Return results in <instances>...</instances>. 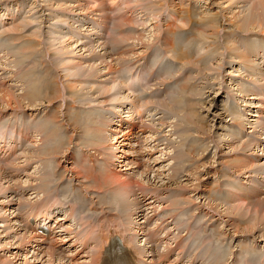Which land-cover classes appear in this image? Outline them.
<instances>
[{"label":"rangeland","instance_id":"obj_1","mask_svg":"<svg viewBox=\"0 0 264 264\" xmlns=\"http://www.w3.org/2000/svg\"><path fill=\"white\" fill-rule=\"evenodd\" d=\"M118 1L123 2V0H118ZM143 1H146L148 4H146ZM148 1H150V2H148ZM261 1L262 0H260V1L259 0H133V4L135 5V7L137 6L136 12L134 13V18L133 19H131L129 17L124 18L125 16L126 17L128 16L127 13L131 9L130 6L127 5L128 3H126V4H124L123 8L113 10V11H115V13L112 15V17L108 21V22H111V24H110V26L107 27L108 22H107V14L105 13V4L103 2H101L100 0H0V18H2V21H0V23H5V27H7L6 23H9L10 20L14 19L15 17H18V19L16 20V22L14 24L20 23V25L14 26V28H12V32L16 33L19 36L18 39H21L22 37L25 38L24 44L21 45V47L17 51L18 54L20 52H21V54L18 55L16 53L11 57H10V54H8L6 62L11 63V64L13 63V65L16 63H19V62L20 63H23V62L30 63L28 60L24 59L25 55L23 56V54H26V53L31 54V51L32 52L36 51V54L38 55L37 56L35 54L37 61L43 57L42 60H43L44 64L45 65L48 64L46 66H49L50 68H52L50 70H52L53 75H48L49 79H52L55 81V79H56L55 74L58 73L57 79H58V81H61L63 83V87L65 89V91L63 90V93L67 95L65 97V100H62L63 99L62 98V99L54 100V101L48 103V100L45 98L46 93L44 94L45 91L43 89L36 88L34 90H31L28 87L27 83L25 82L24 78L22 77L23 73L27 69L26 63H24L25 69L20 67L21 72H20L19 78L18 77L15 78L14 73H12V72H8V73L6 72L7 70L10 71L9 67H5V68L0 69V82L3 85L2 88H0V90L4 88L7 92H9V90H10V92L12 94H13V92L16 93L15 95L18 94L17 96H15L13 94L14 97L19 96V98H20L22 96H24V97L27 96L24 100L22 99V104L27 109H29V108L33 109V110H30V112H27L25 115L18 114L22 118V119H20V124H19L20 126L21 125L22 126L31 125L34 123L33 120L32 121L31 120L26 121L25 119H27V118H24V116H32V115H29L32 112H35L34 114H36L37 120L44 118L46 111L40 112L41 109L53 108L49 114L54 115V118L57 116L56 118L58 119V120L56 118L54 119L55 123H54V125H52V130L50 131L52 133V136L50 138V144H47V142H46V150L48 152V156H49L48 158L50 160L45 162L44 161L45 159H44L42 161V164L40 162H38L36 165H34V169H37L40 165H42L41 167L44 168V170H42V168H39V169H41L43 173H49L48 176L46 175L45 177H49L53 173L51 175V179L53 177L52 181H54L51 184L53 187L50 188V187L46 186L43 182L41 183V180H39V177L41 175L40 171L33 169V171L30 173H28V172L23 173L22 172V173L17 174L15 172V170L17 168H21L22 164L23 165L26 164L25 160L28 157L30 158V152L34 149V144H28L25 146L24 145L21 146V144H20V147H19L20 152L18 154L21 153L23 146L25 147L23 149H26L27 150L26 152L29 154H27L26 157H25V155L20 156V159L18 160V162L14 163L16 168H13V166H9V165H7L5 168H3L2 174L4 173L5 170H6V172H9V171L12 172L13 171L12 173H14L16 175V179L12 180V179H10V176L8 178H6L5 180L0 178V185L5 188V189L3 188L4 190L0 194V237H1L0 238V264H8V263L9 264H39V263H37V260H35V258H31V257H34L36 255L39 256V258L41 260L42 259L45 261L48 260V258L45 255H39L38 254V252L36 251L37 248H34V246H36L35 243H33L32 245L29 246V248H28L30 250L29 255H26L25 253H20V254L18 253V249H22V247H18V244H15V242H17V240H18L17 236L20 237L23 234V232L21 230V227L17 226L13 222V221H15V218H14L15 215H13V212L11 211V206H12V204H14L13 200L17 194L16 191H18V193H20L19 198H18L17 212L19 215L22 216L24 214V213H22V211H26V209L28 210L29 207L31 205H33L30 203H26L25 207L22 208L24 201L22 200V196H21L22 191L19 188V186H21L22 184L26 185L25 184L26 176H30L33 180V183L31 182L32 184L30 186H32L34 189L32 190V192L29 195L30 199L33 202L34 199L32 197L37 195V193H41V192L46 190L44 192V198H45V195H48V196L54 195L56 197L58 192H59L57 190V188L59 189L60 187H62L63 183L60 181L61 178L59 176L55 177L54 167H53V169H51L52 166H55L56 164H57V166H60L59 168H56L55 170L58 173H61V172L64 173V177H70L71 178L74 175L75 176L77 175V172H75V171H82L81 169H76V165L74 162L80 161L81 159H84L85 160L84 163H85V165H87V160L85 157H82V155L78 154V152H77L74 154V156L71 159H69V157L71 155V149H72V148H70L71 147L70 145L73 143V139H72V142H70V137H72V135L77 136V134H73L69 130V128H66L63 131L62 127L65 124L59 122L62 127L57 125V121H59V116L64 117L65 120H68L69 124L76 123V121L78 120L77 123H79V124L81 123L82 124L81 126H84L83 124H86L87 120L94 119L98 115L99 116L103 115V113L101 111H99L95 108H92L90 106V104L92 102H97V100H100L102 102L106 100V102H109L108 104H112L111 108L113 109V113H115L114 112L115 108H117V111L119 110L118 107H119L120 102L125 103V106H127V103H129L130 106L132 105V106L136 107L137 105L134 102L135 101L134 97L131 99L132 102H128L130 100H127V99L123 100L125 98H122V97H125L126 95H128L130 91H132V93L136 94L137 97L141 96L142 93H145L148 89L150 90V87H154V85L151 84V86H149L145 90L139 89V90L135 91V90L131 89L129 91L128 90L129 88L126 89V84H124V80L121 79V77L119 76L118 68L122 65V63H124L126 61H127V63H130L132 61H136L135 57H137L138 55L142 56V53H144L146 51V48H149V49H148V52L145 54V58H148L149 62L146 64L145 69H143V71L146 72V67L151 68L156 59L163 60L164 61V66L162 67L163 73L160 76H164L163 78L168 77V80L171 81V83L168 84L170 87H167L162 83L163 84L162 86H164V88L168 91V94L166 95V97L168 96L167 101L163 102V99H159V101H151L150 102V103H152L153 108H158V107L162 108V112H163V115L165 117L158 119V120L161 121L162 125L166 124V125H164L165 129L168 130L169 128H166V127H170V129L168 131L170 137H169V141L166 142L165 146H164V150H165L164 151V157H161L158 154V153L162 154L161 150L159 152H157V151L155 152V148L153 149V147H154L153 143H149L147 141L144 144V148H143L144 150L135 152L134 140H133L131 148L129 146L123 147L126 151H128L127 153L130 154V156L123 155L126 157L125 163H122V166L124 165V167H119L117 170L115 169L114 171L110 167L111 173L116 172L118 170H120V172L121 171H134V170L136 171L137 169L141 170V171L138 170L137 173H135V175H133L134 172L131 174V178L133 177L134 180L138 181L140 187L135 185L133 190H132L134 192L132 194L131 193L128 194L127 197L124 196V199L132 204V208L130 209V211L131 212H133V211L139 212V211L145 210V212H141L142 214H145V216H144V219L140 222L144 223V221L147 220V218H150L151 220H153V217H147L146 216V212L149 208H152L153 212H154V207L156 210L158 209V205H159V201H160L162 191L161 190L159 191L158 188H156V186L157 187H159V186L160 187L178 186V187H181V188H184L187 190L186 192L182 193L184 196L189 194L190 198H197L200 200L206 198L207 203L204 204L203 207H205V211H206L205 214L211 213V216L204 222H202L200 220H194L193 224L189 225L187 222L193 218V215L188 214L184 210L183 207H180V205L178 203H176L175 206L178 210L177 216L172 214V212L168 209V211L166 213V218H165V216H162V218H164V220L168 219V220L174 221L175 223L178 224V223L184 222L183 216H185L186 217V225H187V227H185V231L187 234H188V232L186 229H190V231H200V234L203 235V238L206 237V240H205L206 243H209V242L213 243L214 241L216 242L215 239H216V237H217L216 235L218 233L216 230L213 233L212 232L209 233V230H207V227H206V223L210 220V218H213L214 216L217 215V216H221L220 218L222 220H225L224 222L226 224V227L224 225H220L219 227L221 230H223L225 228L226 231L224 230L223 234H225L227 237H231L234 239H237L239 237H245V238H249V239L251 237H253L255 239V237H256L258 239V241H261L262 243H264V237H263L264 236V219L259 218V216L252 215V213H253L252 212L253 211V205L252 204L253 203L251 200H249L247 198L248 200L243 202V201L238 200L236 197H234L237 204L232 203L229 206L227 204V199H224L219 204H224V205L227 204L228 207L225 208V207L219 206V204L213 205L212 203H210L211 194L209 196H205V191L207 189L210 190V181H211L212 176L215 174V171H218V169L216 167H219L222 163L228 164L229 169L232 170V174H234V175H240L241 176V175L247 173L246 175H248V177H249L250 173H256V169H257L258 173H261L264 170V168L258 167V166H260V164L259 165L253 164L254 167L252 165V168H249L250 170L246 169L247 171L246 170L241 171V167H240V169H238V167L236 168L235 165L239 164V162L236 161L237 162L236 163L234 161H235L236 156L238 154L235 153L237 150L233 149L239 145L246 146L245 147L246 148V150H245L246 154H242L243 153L242 148L241 149L239 148L240 150L238 149L239 150L238 153H240L241 156L242 155L246 156L247 158L248 157L255 158V157H258L259 154L264 155V147L263 146L260 147V152L251 151V149H253V148H256V147L258 148V146H256L258 143V142H256L257 135L259 134L260 131L264 130V126L262 127L263 129L258 128L261 124L264 125V122L263 123H257L256 122V121H258V120H256L257 117L260 116L259 112H257V111H259L260 108H263V104H261L260 99H261V97L264 98V94H261V90H262L261 88H264V87L259 86V87H257V90L249 91L250 94H246V95H250L249 100L246 98L249 102L246 103L243 100V102H245V105H242L243 107L239 106L240 109H241V107H242V109L245 108L243 111V112H245L248 109V107H246L248 105L249 109H251L253 111V113L250 112L249 114L257 115L255 117L247 115V117H246L247 121H244V118L241 116V113L236 111L235 107L233 108V111H231L230 115L228 113H225L224 107H223L224 113L220 108L221 107L220 105H224L226 103V101L224 99L228 98L226 96V93H222L221 86L224 84V82L226 83V86L229 87L228 88L230 90L229 94L234 95L236 87L233 85V83H235L237 81L236 77L238 75H241V74L243 76H245L250 71L248 69V66L243 65V62L240 61V59H239L241 56V53L244 51L243 45L246 42H251L250 38H252L253 41H255V39L258 38L256 40V41H258V44H257L258 49L260 51H264V47L262 46V44L264 42V32H262L261 29H259V27L256 25L250 26L247 29L246 28L240 29L236 25L235 21H234L235 23L233 22V24L229 22L230 17L232 19L233 15H236L238 13V16L241 19L247 20L250 18V16L252 14L255 15V17L260 15V19L261 18L264 19V11L260 9V7H261L260 4H262L264 2V0L262 2ZM143 4H145V5H143ZM147 5L149 7H147ZM256 5H258V6H256ZM6 8L10 9L9 13H6L7 12ZM162 8H163V10H161ZM185 8L186 9L190 8L192 10L191 17L193 19L190 21V23H188V26L186 25V17H185L186 16V14H185L186 9ZM148 9H149V11H148ZM254 9H256V10H254ZM15 11H17V13H16L15 17H13V18L1 17V16H4V14L6 16H12ZM131 11H132V9H131ZM181 11H183V12L181 13ZM163 13H164V16L162 15ZM243 14H244V16H243ZM140 15H141V18H139L137 20V18ZM156 17H157V19H156ZM178 17L181 19V21H180V19H178ZM91 18L93 20L98 19L99 20L98 22H100L99 24L103 25V29L105 28L106 33L109 34L108 37H106L109 40V42L106 40H103V38L100 37L101 33L99 31H97V33L99 32V34H97L96 32H93L96 34V37L89 36L86 33V29H84V28H86V24H88L90 26V21L92 20ZM173 18H175V19H173ZM88 19H89V21H88ZM120 20H123V22L125 24H129L131 26L129 28L123 30V31L117 30L118 23ZM159 22H160V25L155 26L157 23L159 24ZM170 23H174L176 28L169 27ZM190 24H192V25L190 26ZM211 25L214 27L218 26L219 28L211 27ZM190 27L195 29L194 33L198 37V39H196V40H198V42L195 41V39H191L192 35L186 36V30L192 29ZM210 28L212 29V32H211ZM38 29H40L41 31ZM76 29H77V31L74 32V30H76ZM213 29L215 31L218 30L216 32V35H215V32L213 31ZM200 32H201V34H200ZM243 32L246 33V35ZM93 33L91 32V34H93ZM131 34H132V36H134V38H135V36L138 38L139 36L142 35L143 39H144L143 40L144 46L140 44L141 42L137 43V41H136V44H135V42H132L131 41L132 40ZM129 35L131 36L130 41L123 42L121 44V47L125 53L119 54L116 59L113 58V56L111 55V49L110 48L117 46L116 42L121 41L125 36H129ZM33 36H35V37L33 38ZM67 36H72V39H69V37H67ZM227 39H229L228 42H230L228 44H227ZM97 40H98V43L96 46V50H93V52H92L93 43L97 42ZM166 40H169L172 44L163 43V42H166ZM194 41L197 45L194 43ZM7 42H8V40H7ZM128 42H131V49L129 51H128V46H127ZM200 43L203 44V47L198 46ZM132 44L134 45V47ZM192 45L194 47H192ZM207 45L210 47L208 48ZM2 46L7 48L10 45L2 43ZM137 46H139V47H137ZM252 46L254 47L253 44H252ZM229 47H231L230 50L232 52L228 49ZM26 49H28V50L30 49L29 52ZM115 49L117 50L118 48L116 47ZM161 49H164L166 51V54L169 55L170 59L165 58L163 56V54H162V56L160 55ZM189 49H190V51H189ZM233 49H234V51H233ZM24 50L26 51V53L22 54V52H25ZM206 50H208V51H206ZM183 52H188L190 54L191 58L188 60L190 62V64H185V63H188V61L187 62L184 61L185 63L184 62L181 63L180 61H178L175 58L174 55H178V54H181ZM212 52H214L213 55H211ZM234 52H236V53H234ZM252 52H253V49H252ZM43 53L44 54L46 53L45 56L43 55ZM28 54H26V56ZM148 54H150V55L148 56ZM46 55L49 58H47ZM104 55L107 56L106 57L107 59L103 58ZM206 55L210 56V57L208 58ZM221 55L224 57V59H222ZM246 55L250 56V54H248V53H246ZM14 56H17V58H18V56H20V58H18V62L13 60L15 58ZM212 56H214V57L212 58ZM21 58H22V61H19V59H21ZM45 59H47L48 61ZM171 59H173V61H176L173 63V70L178 68L176 70V72L173 74L171 72V64H172ZM223 60H225V61H223ZM77 62H80V64L83 65V66L81 65V67L79 69L80 71L78 69H76ZM177 62L180 63V65L177 64ZM35 63H37V62H35ZM105 63L106 64L110 63V65H112L114 67L111 74L107 70ZM201 63L203 64V66L201 65ZM204 63H206L205 66H204ZM254 63H256L255 64V68H256L255 72H257V73H255V72L253 74L249 73V75L247 74L246 76H247V78H250V80H253V82H255V83L259 82V84L264 85L263 79L259 77L260 76L259 71L264 73V69H263L264 67L261 68L260 60H255ZM257 64H259V65H257ZM181 65H183L182 68H181ZM187 65H188V67H186ZM215 65L217 67H215ZM221 65L223 66L222 69H221ZM193 66L196 67V70L194 73L189 71V70H192ZM90 67H93V69L90 72H86L87 70L90 69ZM202 67H203V70L201 71V69H199V68H202ZM213 67H214V69H213ZM219 67H220V69H217ZM41 69L43 71L44 66H41ZM165 69H166V73H165ZM181 70H183V71L181 72ZM38 71L40 72V70H38ZM164 73L167 75L165 76ZM25 74L28 75V71ZM75 74H77V76ZM182 74H184L185 77ZM69 75H72L73 77L72 76L70 77ZM147 75L149 76L148 72H147ZM43 76H44V74H43ZM68 76H69V78H68ZM180 76H183V77L181 79H179ZM192 76H194V77L199 76V77H196V80H195V86L197 87V88L195 87L196 91L204 88L201 92L196 93V95H198V98H199V101L197 102V104L192 103L193 99L190 98L191 93L187 94L186 96L184 95V97H187V99H185V98L182 99V96L180 94V86L182 84H185L184 90L182 91L183 94H184V91H186L185 90L186 86H187L188 90L193 93L194 84L191 81L193 80L194 77H192ZM252 76H253V78H252ZM89 77H93L96 79L90 78V79H92V80H89L90 82L83 83V80H85L83 78H89ZM111 77L115 78L116 84H120L121 82H123L124 89H123V92H121L122 93V97H121L122 99L120 98V101H118V102L116 100H115L116 102L114 100H111L112 99L111 97H113V95L109 93V89H110V87H113V85L103 87V84H104L103 81H107L109 84ZM139 77L141 79H145V76H143L141 73L139 74ZM254 78H256V81L254 80ZM161 79L162 78L160 77V80ZM126 80H128V78ZM74 82H75V84H74ZM227 82H229L230 84ZM69 84L70 85L73 84L75 86L70 88V90H69ZM231 84L234 87H231ZM238 84H240V83L238 82ZM54 85H55V83H53L52 87L55 89ZM7 87H8V89H7ZM100 87H101V89H100ZM117 87H115V90L112 93L119 91V89ZM119 88H121V87H119ZM158 89L156 92L157 94H159ZM24 90L27 91L25 93L27 95L23 94L25 92ZM38 93H39V95H37ZM28 94L29 95L31 94V96L29 97ZM32 94H33V97H32ZM49 94L51 95L50 91H49ZM108 94H110L109 97H108ZM34 95H35V98H34ZM235 95H241V94L236 91ZM42 96H44V99ZM104 96H106L108 98L105 99ZM236 97H238V96H236ZM27 98L28 99L34 98V100L36 101L35 105L38 103L36 105V107H34L35 109L32 107H28ZM39 98H41V100ZM25 100H26V102H25ZM72 101H75V103H72L73 105L70 104V102H72ZM170 102H171V104H170ZM3 103H4V101H0V108L5 109V107H4L5 103L4 104ZM65 103H66V105H65ZM133 103L135 105H133ZM166 103H168V105H167L168 107H165ZM86 104H88V105H86ZM169 104L171 106H169ZM255 104H257L256 108H254ZM74 105H77V106L85 105L86 107L85 108H79L77 111V109L73 107ZM160 105H162V106H160ZM189 105H191L193 107L195 106V107L193 108L190 106L191 107L190 108V107H188ZM252 105L254 107L250 108ZM143 106L144 105L141 104L140 108ZM172 106L174 107L173 110L168 109V108H171ZM257 106H258V108H257ZM189 108H190V111L192 113L190 111H188ZM185 109H186V111H183ZM254 109H255V112H254ZM82 110H85V111L82 112ZM181 110H182V112H181ZM193 110L194 111L196 110V111L194 112ZM2 111H4V110H2ZM2 111H0V112H2ZM12 111H14V109H12L10 112H7V114L0 116V127L1 128L9 127L13 122L14 123L11 127L12 129H10V130H13L15 127H18ZM16 111H18V110H16ZM21 111L22 110H19L18 112L20 113ZM141 111H145V108L143 107V110H141ZM187 111H188V113H187ZM189 112H190V115H188ZM173 113L175 115V118H172L171 121L175 122V123L169 124L166 119L173 116ZM193 113H195V114L197 113L196 116L194 115V117H193V115H191ZM52 115H50V119H47V122L51 123V119L53 120ZM127 115H129V116L132 115L133 118H136L137 119L136 121H138L136 123L137 125L139 124V122H143V123L145 122V120H139L137 117H135L136 113H135L134 109L129 111L127 113ZM132 116H130L131 118L129 117L128 119L132 120L133 119ZM145 116L146 115L144 114V118H145ZM235 116H237V117H235ZM113 117H116V119H117V117H119V116L116 114V116H113ZM125 117H126V114H125ZM234 117L236 119H234ZM119 118L124 119L121 117H119ZM104 119H108V120L111 119L110 115ZM104 119L102 116V120H104ZM191 119H192V121L195 122L194 124L191 123ZM248 120H250V121H248ZM235 121L240 124L238 126L236 125L237 127L241 128V129L239 128L240 130H249L250 129V131L248 133H250V132L253 133V135L255 136L254 139H249L250 141L249 140L245 141L241 138V136H238V137L229 136V133L231 130L233 132H236V129L231 127V125H235V123H233ZM248 122L251 123V125L248 124ZM187 124H188V126H187L188 128L186 127ZM241 124H243V126ZM139 127H140V125H139ZM191 127H193L195 129V131H192L193 135H195V136L197 134H199L203 137H206L207 139L211 138V136H212L215 139L214 147H215V149H218L217 152L214 151L213 153H211L208 149L209 144L205 145L204 148L198 147L197 146V140L194 139L188 133V130ZM25 128L27 129L28 127L25 126ZM84 128L86 129L85 132L87 131V129H91L90 125H87V126L81 128L80 130L82 132V135L85 134L84 130H82ZM114 128H119V127H117L115 125ZM146 128H147V130L143 133H149L150 132L148 130V126H146ZM53 129H54V133H53ZM119 129H122V128H119ZM200 129H201V131H200ZM44 130H46V129H43L41 132H43ZM123 130H127V129L125 128ZM50 132H48V133L50 134ZM226 133H228V134H226ZM86 135H87V133H86ZM149 137L151 139H154L153 141H156V139L154 137H151V135ZM203 137H201V138L203 139ZM7 138H8V141L11 139V138L9 139V136ZM83 139L86 142L85 137ZM4 141H6V139H4ZM54 142H55V144H54ZM75 142H76V140H75ZM1 146H5V145L2 144ZM85 146H87V145H85ZM117 147H119V149H121L120 146H118V144H116V146L114 147L115 149L113 151H117V149H116ZM7 148H9V147L7 146ZM169 148H172L174 150L173 160L176 162V163H173L174 165L171 167H168V165H167L168 163L161 165L163 162L161 160V158L166 159V154L169 155L171 153L169 151ZM60 149H61V153L63 151H64V153L60 154L58 156H55L56 158H54V154H50V153H53V150L60 151ZM43 151L45 152V150L42 149V153H43ZM39 153L41 154V152H39ZM116 153H117L115 155L116 159L115 158L111 159V157L113 156L112 152H111L109 158L111 159V162L118 165L119 159L117 158L118 157L117 155H119L121 153H119L118 151ZM182 153H183V155H182ZM15 154H17V153H15ZM65 154L68 155V157H67V159L64 160L63 156ZM185 154H187V157H188L187 158L188 165L192 164L193 162H194V165L188 171V173L183 176V178L177 180V176H178L180 170L183 169L181 164H182V160H183ZM14 156L12 157V159L19 157L18 155H16V157H14ZM60 157H61V160H60ZM101 158L102 157L100 156L99 159H101ZM128 158H130V159H128ZM6 159L4 158L2 160L5 161ZM168 160H169V158H168ZM51 161H53L55 163H53ZM122 161H123V159H122ZM34 162H35V160H32L30 166H32V164H34ZM44 162H45V164H44ZM49 164H50V166H49ZM70 164L73 165V167L71 169H69ZM102 164H104L103 160H102ZM45 165L47 167H49L48 170L51 169V171L49 170L51 173L49 171H47V168L45 167ZM185 165H187V164H185ZM99 167H101V166H99ZM82 168L85 169L86 167L82 166ZM116 168H117V166H116ZM178 168H180V169H178ZM253 168H256V169H253ZM65 169H67V171H65ZM172 169L174 170L172 175H174L176 177L175 179L171 178L172 175L169 176V173H168ZM101 170L103 171V168ZM240 171L243 173H241ZM12 173H10V174L12 175ZM117 173H119V172H117ZM37 174H38V176H37ZM15 175H13L12 177H14ZM86 175H88L87 172L84 176L81 177V180H82L81 183H82L83 187L84 186L86 187L88 195L94 196L97 185L104 186V184H105V186H107L106 182L108 180L106 179V174L101 173V174H99V176H94L93 174L92 175L90 174L87 176L88 179L85 178ZM119 175L121 176L120 178L122 181H126L129 178L127 176L124 177L121 174H119ZM36 176L38 177V180L36 179ZM41 177H44V176H41ZM196 177L198 178V180ZM142 182L143 183L145 182L146 184L145 183L143 184ZM188 182H189V184H188ZM200 182H201V184H200ZM193 183L196 186H194ZM220 185L226 186L225 191L227 190V184L225 182H222ZM30 186H28L27 188H24V189H30L31 188ZM10 187L14 188V189L9 190L8 188H10ZM108 188H110V186ZM252 189H258V188H251V190ZM139 190H140V193L138 194ZM247 191H250V190H247ZM61 192H63V191H61ZM143 192H145V193L142 194ZM72 194L73 195L78 194V195L82 196L81 195L82 193L77 192V193H69L68 195H66V197L69 198ZM112 194L114 195V197L116 199H118L120 201L121 197L114 190V187L112 190ZM149 194H151V196L148 197L149 199L144 198V196L147 197ZM243 195H244V190L240 191V193H238V194H233L232 196H243ZM117 196H118V198H117ZM5 197H7V198H5ZM106 198L108 199L109 195H107ZM150 198H152L154 201L155 200L157 201L155 204H151L152 207H148L149 205H147V202L151 200ZM190 198H188L187 201H189ZM261 198H264V196H261ZM84 200H85V198H82L81 201L85 202ZM255 200L256 199H254V201ZM136 201L138 202V207L135 208V207H133L134 206L133 204ZM232 207H234V208H232ZM244 208H245V211H244ZM71 209H72V207L70 208V210ZM78 209L76 208L77 211H79ZM114 209L117 211L116 216H115L116 219H112V222H115L119 218L123 219L125 214L123 212L120 213L118 207H115ZM226 209L227 210L232 209V210L227 211ZM241 213H244V216H242V218L240 219L239 216ZM75 214H76V212H75ZM70 215L71 214L69 212V215L67 214V216L64 218H62L61 216H57V217H58V219L61 218V220H66V218ZM70 217L72 218V216H70ZM155 219L156 218H154V220ZM258 219L259 220L261 219V220L258 222ZM5 220H9L10 223H7ZM61 220L59 219V221H61ZM165 221H162V223ZM147 222H148V220H147ZM156 222H155V224H156ZM107 223H108V221L106 220V225H107ZM67 224L68 223H65V225H67ZM24 225L26 228V222L24 223ZM215 225H218V224L216 223ZM253 225H255V227ZM239 227H241V228H239ZM158 228H160V226ZM67 230L68 229H66V231ZM236 230L239 232L235 233ZM242 230H243V232H242ZM142 233L140 232V234H142ZM160 233L163 234V237H161V238L164 239L166 245L167 244L170 245V243L172 244L173 242H177L176 235H175L174 231L169 230L167 228H162ZM261 235H262V237H261ZM159 236H160V234H159ZM169 236H170V238H169ZM164 237H166V239ZM217 239H220V238L217 237ZM67 240L69 241L70 239H67ZM198 242L200 243V240L197 238L191 240L190 244L193 246V249L196 248L195 247L196 245L194 243H198ZM261 242H258L255 245V251L257 253V258L253 262H251V264H264V245ZM7 243H8V246H7ZM214 245L218 246V243L216 242ZM241 245L247 246V245H249V241L241 239L239 242L238 241L231 242L230 247L227 246V255L225 257V259L227 258V264H231L232 262H234L233 259L236 257V255L239 251V246H241ZM2 246H4V247H2ZM189 252L192 255L193 252L192 251H189ZM230 252H232V254H229ZM256 253L245 248V247H242L241 248V261L246 262V260H252L256 256ZM56 257H57V255H56ZM61 258L64 259L65 257L62 256ZM193 260H195V258ZM186 261H188V260H186ZM55 262H57V263H55ZM55 262L52 264H64L63 263L64 260L59 262V260L57 259ZM89 263H90V261H89ZM222 264H224V263H222Z\"/></svg>","mask_w":264,"mask_h":264},{"label":"bare ground","instance_id":"obj_2","mask_svg":"<svg viewBox=\"0 0 264 264\" xmlns=\"http://www.w3.org/2000/svg\"><path fill=\"white\" fill-rule=\"evenodd\" d=\"M260 1V0H259ZM263 1V0H262ZM261 1V2H262ZM143 2H146V1H143ZM142 2V3H143ZM148 2H150V1H148ZM153 2V1H152ZM184 4V3H183ZM53 5V4H52ZM143 5H145V4H143ZM161 5V4H160ZM162 6V5H161ZM256 6H258V5H256ZM260 9L261 10H263L264 11V2L262 3V4H260ZM61 7V6H60ZM137 7V6H136ZM147 7H149L148 5H147ZM163 7V6H162ZM186 9V8H185ZM190 9V8H189ZM186 9L185 10V14H186V25L188 26V23H190V21L193 19L192 17H191V15H192V10L190 9ZM161 10H163V8L161 9ZM246 10V9H245ZM244 10V11H245ZM254 10H256V9H254ZM253 10V11H254ZM148 11H149V9H148ZM241 11V10H240ZM183 11H181V13H182ZM239 12V11H238ZM258 12V11H257ZM160 13V12H159ZM236 13V12H235ZM243 13V12H242ZM150 14V13H149ZM233 14V13H232ZM240 14V13H239ZM160 16V15H159ZM243 16H244V14H243ZM242 16V17H243ZM246 16V15H245ZM224 17V16H223ZM248 17V16H247ZM208 18V17H207ZM226 18V17H225ZM228 18V17H227ZM155 19V18H154ZM156 19H157V17H156ZM173 19H175V18H173ZM208 21V20H207ZM236 22V25L241 29H244V28H249L250 26H258L259 27V29H261V31L262 32H264V19L263 18H261L260 19V15H258V16H256L255 17V15H251L250 16V18L249 19H241L239 16H238V13L236 14V15H233V17H232V19H231V17H230V20H229V22L230 23H232L233 24V22ZM234 22V23H235ZM185 23V22H184ZM213 23V22H212ZM229 23V24H230ZM231 24V25H232ZM99 25H101V24H99ZM158 25H160V22H159V24L157 23L155 26H158ZM185 26V25H184ZM186 26V27H187ZM169 27H174V28H176V26L174 25V23H170L169 24ZM207 27V26H206ZM210 27V26H209ZM211 27H214V26H212L211 25ZM215 27H217V28H219L218 26H215ZM214 27V28H215ZM208 28V27H207ZM209 29V28H208ZM257 29V28H256ZM255 29V30H256ZM38 30H40V29H38ZM210 30H211V32H212V29L210 28ZM237 30V29H236ZM235 30V31H236ZM20 31V30H19ZM41 31V30H40ZM75 31H77V29L76 30H74V32ZM98 31V30H97ZM97 31H96V33H97ZM213 31L215 32V35H216V32L218 31V30H214L213 29ZM239 31V30H238ZM33 33V32H32ZM51 33V32H50ZM204 33V32H203ZM242 33V32H241ZM244 33V32H243ZM97 34H99V32L97 33ZM108 34V33H107ZM136 34V33H135ZM200 34H201V32H200ZM213 34V33H212ZM219 34V33H218ZM217 34V35H218ZM229 34V33H228ZM245 35H246V33H244ZM248 34V33H247ZM33 35V34H32ZM41 35V34H40ZM244 35V36H245ZM42 36V35H41ZM131 36H132V34H131ZM130 35L129 36H125L121 41H118V42H116V45H119V46H121V44L123 43V42H127V41H130V37H131ZM138 36V35H137ZM35 36H33V38H34ZM44 37V36H43ZM67 37H69V39H72V36H67ZM157 37V36H156ZM209 37V36H208ZM231 37V36H230ZM31 38V37H30ZM32 38V39H33ZM132 40V42H135V44H136V41H137V43H139V42H141L140 44L141 45H143V36L141 35V36H139L138 38L135 36V38H134V36H132V38H131ZM158 39V38H157ZM156 39V40H157ZM251 39V38H250ZM41 40V39H40ZM43 40V39H42ZM195 41H197L198 42V40H196L195 39ZM195 41H194V43H195ZM229 41V39H227V44L228 43H230V42H228ZM47 42V41H46ZM65 42V41H64ZM177 42V41H176ZM179 42V41H178ZM43 43V42H42ZM97 43H98V40H97V42H94L93 43V48H92V52H93V50H96V46H97ZM163 43H167V44H172L169 40H166V42H163ZM193 43V44H194ZM250 43V42H249ZM179 44V43H178ZM196 44V43H195ZM194 44V45H195ZM201 44V43H200ZM226 44V45H227ZM133 45V44H132ZM164 45V44H163ZM176 45V44H175ZM197 45V44H196ZM195 45V46H196ZM144 46V45H143ZM147 46V45H146ZM216 46V45H215ZM230 46V45H229ZM233 46V45H232ZM231 46V47H232ZM133 47H134V45H133ZM137 47H139V46H137ZM136 47V48H137ZM141 47V46H140ZM172 47V46H171ZM192 47H194L193 45H192ZM198 47V46H197ZM203 47V46H202ZM210 46H208V48H209ZM227 47V46H226ZM231 47H229L228 49L230 50V48ZM235 47V46H234ZM177 48V47H176ZM187 48V47H186ZM191 48V47H190ZM199 48V47H198ZM237 48V47H236ZM47 49V48H46ZM139 49V48H138ZM148 49L149 48H146V51L144 52V53H142V56H137V57H135L136 58V61L135 62H137V61H139L140 59L143 61L142 62V65L144 64L145 66H146V64L149 62V59L148 58H145V54L148 52ZM244 49V48H243ZM28 52H29V50L28 49H26ZM61 50V49H60ZM213 50V49H212ZM222 50V49H221ZM240 50V49H239ZM25 51V50H24ZM45 51V50H44ZM189 51H190V49H189ZM206 51H208V50H206ZM210 51V50H209ZM214 51V50H213ZM231 51V50H230ZM233 51H234V49H233ZM241 51V50H240ZM46 52V51H45ZM173 52V51H172ZM232 52V51H231ZM252 52V51H251ZM23 53H26V51L25 52H22V54ZM74 53V52H73ZM213 53L214 52H212V54L211 55H213ZM234 53H236V52H234ZM241 53V52H240ZM18 54V53H17ZM21 54V52L18 54V55H20ZM26 54H28V53H26ZM26 54H23V56H24V59H26V60H28L30 63H28V62H23V63H26V66H27V69H26V71L23 73V78H24V80H25V82L27 83V85H28V87L31 89V90H34V89H36V88H41V89H43L45 92H44V94L46 93V95H45V98L48 100V103L49 102H52V101H54V100H59V99H62V100H65V97L67 96L66 94H64L63 93V90L65 91V89H64V87H63V83L61 82V81H58V73L57 74H55V78H56V81H54V80H52V79H49V77H48V75H53V73H52V70H50V69H52V68H50L49 66H46V65H48V64H44V62H43V60H42V58H40L38 61H37V58L35 57V54H36V51L35 52H32L31 51V54H28L27 56H26ZM46 54V53H45ZM45 54L43 53V55L45 56ZM210 54V53H209ZM37 55V54H36ZM101 55V54H100ZM141 55V54H140ZM150 54H148V56H149ZM179 55V56H178ZM178 55H174L175 56V58L178 60V61H180L181 63H183L184 61L185 62H187L191 57H190V54L188 53V52H183V53H181V54H178ZM251 55V54H250ZM38 56V55H37ZM49 56V55H48ZM173 56V57H174ZM198 56V55H197ZM207 56V55H206ZM238 56V55H237ZM14 57H16V56H14ZM46 57H47V55H46ZM45 57V58H46ZM107 56L106 55H104L103 56V58L104 59H107L106 58ZM200 57V56H199ZM208 58L210 57V56H207ZM206 57V58H207ZM214 56H212V58H213ZM18 58H20V56L18 57ZM47 58H49V57H47ZM205 59V58H204ZM240 61H242L243 62V64L244 65H247L248 66V69L250 70V71H254V66H253V63L255 62L253 59H250V56L248 55H246V53L243 51L242 53H241V56H240ZM45 60H47V59H45ZM200 60V59H199ZM19 61H22V58L21 59H19ZM48 61V60H47ZM46 61V62H47ZM72 61V60H71ZM74 61V60H73ZM195 61V60H194ZM16 62H18V61H16ZM15 62V63H16ZM35 62H37V63H35ZM184 62V63H185ZM23 63H16V64H18V65H21V64H23ZM151 63V62H150ZM194 63V62H193ZM257 63V62H256ZM256 63H254V64H256ZM106 64V63H105ZM185 64H190V62L188 61V63H185ZM205 64L206 63H204V66H205ZM81 65L82 64H80V62H77V64H76V69H80V67H81ZM118 65V64H117ZM201 65L203 66V64L201 63ZM208 65V64H207ZM211 65V64H210ZM219 65V64H218ZM259 65V64H258ZM41 66H44V70L42 71V69H41ZM83 66V65H82ZM145 66L143 67V68H140L139 70H143V69H145ZM164 66V61L163 60H160V59H156L155 61H154V63H153V65H152V67L151 68H148V67H146V71H149L150 72V74H151V69H154V68H162ZM183 66V65H182ZM209 66V65H208ZM75 67V66H74ZM106 67H107V70L110 72V74H111V72L113 71V69H114V67L112 66V65H110V63H107L106 64ZM186 67H188V65L186 66ZM194 67V66H193ZM215 67H217L216 65H215ZM222 65H221V69H222ZM258 67V66H257ZM84 68V67H83ZM209 68V67H208ZM56 69V68H55ZM93 69V67H90V69L89 70H87L86 72H90L91 70ZM185 69V68H184ZM199 69H201V71L203 70V67L202 68H199ZM213 69H214V67H213ZM216 69V68H215ZM217 69H220V67L219 68H217ZM264 69V68H263ZM38 70H40V72L38 71ZM82 70V69H81ZM28 71V75H26L25 73ZM80 71V70H79ZM183 70H181V72H182ZM220 71V70H219ZM21 72V68L19 69V73ZM85 72V73H86ZM108 72V73H109ZM205 72V71H204ZM208 72V71H207ZM17 73V72H16ZM138 75L140 74V72H136ZM214 73V72H213ZM255 73H257V72H255ZM43 74H44V76H43ZM149 74V73H148ZM165 74V73H164ZM76 76H77V74H75ZM74 75V76H75ZM143 76H144V74H142ZM206 75V74H205ZM70 77L72 76V75H69ZM69 76H68V78H69ZM165 76H166V74H165ZM73 77V76H72ZM160 77L162 78L161 80H160ZM164 76H158L157 77V79L155 80V81H158L156 84L158 85V86H160V87H164V86H162L163 84L165 85V86H167V87H170L168 84L169 83H171V81H169L168 80V77L167 78H163ZM183 76H180L179 77V79H181ZM90 78H93V77H89V78H83V79H85V80H83V83H85V82H90L89 80H92V79H90ZM93 79H96V78H93ZM178 79V80H179ZM264 79V78H263ZM254 80L256 81V78H254ZM208 81V80H207ZM61 82V83H60ZM174 82V81H173ZM53 83H55V89L52 87V85H53ZM94 83V82H93ZM103 87H105V86H112L113 85V87H110V89H109V93L110 94H112L113 95V97H111L112 99L111 100H116L117 102L118 101H120V98L122 97V93L121 92H123V89H124V87H123V82H121L120 84H116V82H115V78H113V77H111V80H110V83L108 84V82L107 81H103ZM163 83V84H162ZM177 83V82H176ZM209 83V82H208ZM211 83V82H210ZM74 84H75V82H74ZM95 84V83H94ZM2 83L0 82V88H2ZM75 85H73V84H69V90H70V88H72V87H74ZM118 86V87H117ZM125 86V85H124ZM191 86V85H190ZM27 87V86H26ZM25 87V88H26ZM27 87V88H28ZM115 87H117L118 89H119V91H117V92H115V93H112L114 90H115ZM119 87H121V88H119ZM184 87H185V84H182L181 86H180V94H181V96H182V99H187V97H184V95L186 96L187 94H192V92H190L189 90H188V88H187V86H186V91H184V94H183V90H184ZM28 88V89H29ZM151 88V87H150ZM7 89H8V87H7ZM100 89H101V87H100ZM143 90H145L144 88H142ZM156 88H154L153 90H155ZM160 89V88H159ZM190 89V88H189ZM262 89V88H261ZM26 90V89H25ZM24 90V91H25ZM129 91H130V89H128ZM133 90V89H132ZM260 90V89H259ZM37 91V90H36ZM49 91H50V93H51V95L49 94ZM27 91H25L23 94H25ZM131 93H132V91H130L129 92V94L128 95H126L125 97H122V98H125V99H123V100H130V101H128V102H132V98L134 97V96H132L131 95ZM199 93V92H198ZM13 94L15 95L16 93H14L13 92ZM13 94L10 92V90H9V92H7L4 88L3 89H1L0 90V101H4V103H5V105H4V107H5V109H3V108H0V111H2V110H4V111H2V112H0V115L1 114H3V112H8V111H11L12 109H14V111H12V113H15V112H17L16 110H22L20 113L22 114V115H25L27 112H30V110H33V109H27L26 107H24L23 106V104H22V99L24 100L26 97H24V96H22V97H20L19 98V96L18 97H14L13 96ZM110 94H108V97H109V95ZM190 94V95H191ZM18 95V94H17ZM17 95H15V96H17ZM25 95H27V94H25ZM37 95H39V93L37 94ZM242 96H245V95H243V94H241ZM255 95V94H254ZM28 96L30 97L31 96V94L29 95L28 94ZM201 96V95H200ZM246 96H249V95H246ZM28 97V98H29ZM32 97H33V94H32ZM43 97V99H44V96H42ZM41 97V98H42ZM108 97H106V96H104V98L106 99V98H108ZM27 98V100H28V107H32V108H34V107H36V105L38 104H36L35 105V103H36V101L34 100V98H35V95H34V98H31V99H28ZM37 98V97H36ZM41 98H39L40 100H41ZM119 98V99H118ZM121 98V99H122ZM246 99V98H245ZM243 100H244V97H243ZM248 100H249V98H248ZM115 101V102H116ZM122 101V100H121ZM245 101V100H244ZM24 102V101H23ZM25 102H26V100H25ZM47 102V101H46ZM104 102H106V100L105 101H103V103ZM190 102V101H189ZM246 102V101H245ZM3 103V104H4ZM72 103H75V101H72V102H70V104H72ZM169 103V102H168ZM168 103H166L165 104V107H168L167 105H168ZM173 103V102H172ZM247 103V102H246ZM2 104V105H3ZM68 104V103H67ZM170 104H171V102H170ZM169 104V106H171ZM187 104V103H186ZM195 104H197V103H195ZM73 105V104H72ZM133 105H135L134 103H133ZM256 105L257 104H255L254 106L252 105L251 107H254V108H256ZM43 106V105H42ZM124 106H125V103H122V102H120L119 103V110L117 111V108H115V113H114V116H116V114L119 116V117H122V118H124L125 120L126 119H128L130 116H132V115H127V113L129 112V111H131L132 109H134V111H136V108H137V106L135 107V106H130V104L129 103H127V107L128 108H124ZM191 105H189L188 107H190ZM242 106V105H241ZM191 107H193V106H191ZM190 107V108H191ZM195 107V106H194ZM193 107V108H194ZM243 107V106H242ZM241 107V108H242ZM250 107V108H251ZM262 107V106H261ZM173 106L171 107V108H168V109H170V110H173ZM190 108H189V110L188 111H190ZM236 108V107H235ZM257 108H258V106H257ZM7 109V110H6ZM35 109V108H34ZM125 109V110H124ZM141 110H143V107H141L140 108ZM6 110V111H5ZM85 110H82V112H84ZM183 111H186V109L185 110H183ZM188 111H187V113H188ZM194 111V110H193ZM196 111V110H195ZM194 111V112H195ZM244 111V110H243ZM173 112V111H172ZM181 112H182V110H181ZM191 112V111H190ZM190 112H189V114L188 115H190ZM247 111H245L244 113H246ZM257 112H259V111H257ZM126 114V117L124 116L125 114ZM134 113V112H133ZM142 113H143V116H144V111H142ZM186 113V114H187ZM192 113V112H191ZM250 113V112H249ZM65 114V113H64ZM174 114V113H173ZM183 114V113H182ZM197 114V113H196ZM196 114L195 113H193V114H191V115H193V117H194V115L196 116ZM121 115H123V116H121ZM134 115V114H133ZM53 116V120L57 117L56 115V117L54 118V115H52ZM87 116V115H86ZM242 116V115H241ZM250 116H257V115H250ZM89 117V116H88ZM136 117V116H135ZM192 117V116H191ZM192 117V118H193ZM235 117H237V116H235ZM234 117V119H236ZM240 117V116H239ZM131 118V117H130ZM132 118H133V116H132ZM57 119V118H56ZM204 119V118H203ZM52 120V119H51ZM58 120V119H57ZM130 120V119H129ZM133 121H134V123H137L138 121H136L137 119L136 118H133L132 119ZM78 121V120H77ZM77 121H76V123H73V124H68V126H69V130L74 134V133H76L77 131H78V129L77 128H72L71 127V125L72 126H76V125H82L81 123L79 124V123H77ZM101 121H104L105 123H102ZM248 121H250V120H248ZM101 122V123H100ZM179 122V121H178ZM200 122V121H199ZM142 123V122H141ZM191 123H195L194 121H192V119H191ZM233 123H235V125H240L238 122H233ZM87 125H90V128L91 129H87V131L85 132V128L84 129H82V130H84V137H85V140H86V142H84V144L85 145H87L86 147H89V146H93V147H100V150L101 151H103L104 153L102 154V153H99V155H101V159L103 160V163L104 164H102V166L101 167H96L95 168V171H96V173H98V174H101V173H104V174H106V179L108 180L107 182H106V184H107V186H105L106 188H108L109 186H113L114 187V190L117 192V194H119V196L121 197L120 198V205L118 206V209H119V211H120V213H124L125 215H126V221L128 222V223H131L133 226H137L136 228H134V231L135 232H137L136 234H137V236L140 234V232L142 231V232H144V230H142V227H141V225L142 224H144L143 222H140V221H142L143 219H144V214H142L141 212H145V210H142V211H133V212H131L130 211V209L132 208V204L131 203H129L127 200H125L124 199V196L125 197H127L128 196V194H132L134 191H132L133 190V188H134V186L135 185H137L138 187H140V185H139V182L138 181H136V180H134L133 179V177L131 178V177H129L126 181H122L121 180V176L117 173V172H120V170H118V171H116V172H113V173H111L110 172V167H111V165H110V158H109V156H110V154H111V151H113V148L116 146V144H118V146H120V148L121 149H119V147H117L116 149L118 150V152L119 153H121V154H119L118 155V159H119V164L117 165V167H124V165L122 166V163H125V160H126V157L125 156H130V154H128L127 152L128 151H126L123 147L125 146V147H127V146H129L130 148L132 147V142H133V140H134V136H133V134L132 133H130L128 130H122V129H119V128H123V126H121V122L119 121V120H117L116 119V117H112L111 119H104V120H102V116L100 115H98L96 118H94V119H89V120H87V123H86ZM86 124H83L84 126L83 127H85V126H87ZM197 124V123H196ZM202 124V123H201ZM244 124V123H243ZM243 124H241L242 126H243ZM248 124H250L251 125V123H249L248 122ZM117 126V127H119V128H114V126ZM164 125H166V124H164ZM183 125V124H182ZM262 125V126H261ZM258 128H262L264 125L263 124H261ZM22 126V125H21ZM20 126V127H21ZM181 126V125H180ZM185 126V125H184ZM188 126V124L186 125V127ZM202 126V125H201ZM248 126V125H247ZM78 127V126H77ZM183 127V126H182ZM232 127V126H231ZM16 128V127H15ZM58 128V127H57ZM88 128V127H87ZM188 128V127H187ZM238 128H240V127H238ZM243 128V127H242ZM248 128V127H247ZM80 129V128H79ZM127 129V128H126ZM241 129V128H240ZM263 129V128H262ZM14 130V129H13ZM13 130H9V129H7V130H0V154L1 153H3V155L2 156H4L5 154H7L8 153V151L11 149V148H17V147H20V144H21V146L22 145H27L26 143H28V144H31V143H33V140H31L30 138H31V135H28V128L26 129V128H24V130H25V133L24 132H20V130H19V135H17V132L14 130V133L15 134H13L12 135V133H13ZM147 130V128H146V126H143V125H140V128H139V130H138V133H141V134H143V132H145ZM106 131H108V132H106ZM200 131H201V129H200ZM111 132V133H110ZM53 133H54V131H53ZM86 133H87V135H86ZM50 134H51V132H50ZM262 134H264V130H262V131H260L259 132V134L257 135V140H256V142H258L257 143V145L256 146H258V148H260V147H264V137H260ZM9 136V141H8V137ZM73 136L74 135H72V137H70V142H72V139H73ZM83 137V138H84ZM4 139H6V141H4ZM132 139V140H131ZM239 140V139H238ZM250 141V140H249ZM12 143H13V145H12ZM61 143V142H60ZM5 145V146H1V145ZM54 144H55V142H54ZM7 146L9 147V148H7ZM23 146V148H25ZM246 146H244V145H239V146H236L235 148H233L234 150H237L235 153L236 154H238L237 156H236V159H235V161L234 162H239V164H237V165H235L236 166V168L238 167V169H240V167H241V171H245L246 169L248 170L249 168H252V165L253 164H257V165H259L260 164V166H258V167H260V168H264V155L262 154V157H255V158H252V157H246V156H244V155H240V153H238V151L242 148L243 149V153L242 154H246L245 153V150H246V148H245ZM22 148V150H21V153L20 154H18V158L16 157V155L14 156V157H16V158H14V159H12L11 158V156H8V157H5V161H3V160H0V178L1 179H3V180H5L6 178H8L9 176L12 178V176L13 175H11L10 173H12V172H6V170L4 171V173L2 174V171H3V168H5L7 165H9V166H13V168H16V166H15V164L14 163H17L18 162V160L20 159V156H22V155H25V157H26V155L27 154H29V153H27L26 151V149H23ZM62 148V147H61ZM149 148V147H148ZM240 148V149H239ZM258 148L256 147V148H253V149H251V151H257L258 150ZM115 149V148H114ZM239 149V150H238ZM68 151V150H67ZM37 151L36 150H32L31 152H30V158L28 157L26 160H25V165H21V168H17L16 170H15V172L18 174V173H22V171H24V170H26V168H28V166H27V163L28 164H31V161L32 160H38V159H40V158H43V159H45L44 158V156H46V155H48V152L47 151H43V153H42V151H41V154L39 153V155L41 156V157H36L35 158V156H34V153H36ZM51 152V151H50ZM241 152V151H240ZM64 153V151L61 153V149H60V151H55V150H53V153H50V154H54V158H56L55 156H58V155H60V154H63ZM12 155H13V153H12ZM123 155H125V156H123ZM182 155H183V153H182ZM186 156H187V154H185ZM49 157V156H48ZM52 157V156H51ZM82 157H84V156H82ZM179 158V157H178ZM177 158V159H178ZM122 159H123V161H122ZM128 159H130V158H128ZM180 159V158H179ZM45 162H47V161H45ZM45 162H44V164H45ZM233 162V163H234ZM236 162V163H237ZM42 166V165H41ZM49 166H50V164H49ZM52 166V165H51ZM207 166V165H206ZM213 166V165H212ZM234 166V167H235ZM44 167V166H43ZM45 167L47 168V171H51V169H53V167L54 166H52V168L51 169H49L48 170V168L49 167H47L46 165H45ZM205 167V166H204ZM253 167H254V165H253ZM256 167V166H255ZM103 168V171L101 170ZM173 168V167H172ZM176 168V167H175ZM257 168V167H256ZM256 168H253V169H256ZM178 169H180V168H178ZM117 170V169H116ZM246 170V171H247ZM250 170V169H249ZM252 170V169H251ZM46 171V172H47ZM49 171V172H50ZM181 171V170H180ZM240 171V172H241ZM41 173V172H40ZM39 173V174H40ZM51 173V172H50ZM241 173H243V172H241ZM240 173V174H241ZM256 173H258V171H257V169H256ZM261 173H264V170H263V172H261ZM48 174L49 173H43V175L42 176H44V177H39V180H41V183L43 182L46 186H48V187H53L51 184L54 182V181H52L53 180V177H52V179H51V175L53 174H51L49 177H45L46 175L48 176ZM77 174H79V173H77ZM91 173H88V175H90ZM247 174V173H246ZM251 174V173H250ZM88 175H86L85 176V178L86 179H88ZM92 175V174H91ZM192 175V174H191ZM205 175V174H204ZM37 176H38V174H37ZM189 176V175H188ZM194 176V175H193ZM250 177V176H249ZM84 178V179H85ZM171 178H176L174 175H172L171 176ZM197 178V177H196ZM203 178V177H202ZM37 179V178H36ZM187 179V178H186ZM189 179V178H188ZM195 179V178H194ZM193 179V180H194ZM170 180V179H169ZM197 180H198V178H197ZM200 180V179H199ZM171 181V180H170ZM174 181V180H173ZM201 181V180H200ZM181 182V181H180ZM196 182V181H195ZM20 183V182H19ZM143 183V182H142ZM145 183V182H144ZM143 183V184H144ZM197 183V182H196ZM146 184V183H145ZM188 184H189V182H188ZM194 184V183H193ZM200 184H201V182H200ZM188 186V185H187ZM194 186H196L195 184H194ZM31 188V190H33L34 188L32 187V186H30ZM44 187V186H43ZM190 187V186H189ZM4 187H2L1 185H0V194H1V192H3V190L5 189H3ZM45 188V187H44ZM193 188V187H192ZM200 188V187H199ZM255 188H259L258 186H256ZM9 190H11V189H14V188H8ZM46 189V188H45ZM44 189V190H45ZM84 189H85V191H86V194L88 195V192H87V190H86V187L84 186ZM23 190H25L24 188H23ZM27 190V189H26ZM196 190V189H195ZM46 191V190H45ZM44 191V192H45ZM49 191V190H48ZM14 192V191H13ZM12 192V193H13ZM155 192V191H154ZM249 192V193H248ZM16 193V192H15ZM37 193V192H36ZM145 192H143L142 194H144ZM14 194V193H13ZM91 194V193H90ZM156 195V194H155ZM202 195V194H201ZM131 196V195H130ZM8 197V196H7ZM7 197H5V198H7ZM34 197H37V195H35ZM34 197H32L33 199H34ZM132 197V196H131ZM233 197H236L238 200H240V201H243V202H245L246 200H251L252 201V205H253V213H252V215H255V216H259V218H261V219H264V198H261V196L258 194V189H250V191H247V190H244V195L243 196H233ZM68 198V197H67ZM82 198H84L83 196H80V195H78V194H76V195H71L68 199H70V200H73L74 202H75V205H72L71 207H72V209L71 210H69V212H70V216H74L75 215V212H76V214L77 213H79L81 210H83L84 209V207H85V202H82L81 200H82ZM117 198H118V196H117ZM144 198H147L146 196H144ZM248 198V199H247ZM131 199V198H130ZM149 199V198H148ZM151 200V202L150 201H148L147 202V205H151V204H155L157 201L155 200H153L152 198H150ZM254 199H256L255 201H254ZM85 201V200H84ZM150 202V203H149ZM13 205V204H12ZM53 205H58V206H60V205H62L60 202H58L57 201V199H56V197L54 196V195H50V196H48V195H45V198L42 200V201H40L38 204H34V205H31L30 207H29V209L27 210L26 209V211H22V213H24L22 216H24L25 217V222H26V228H25V225H24V228H25V230L26 231H24L22 228H21V230H22V232H23V234L19 237V236H17L18 237V240H17V242H15V244H18V247H22V249H18V253L20 254V253H25L26 255H29V252H30V250L28 249L29 248V246L30 245H32L33 243H35L36 244V246H34V248H37L36 249V251L38 252V254L39 255H45L47 258H48V260L47 261H45V260H41L40 258H39V256H34V257H31V258H35V260H37V263H39V264H52V263H54L57 259L59 260V262H61V261H63L64 259L63 258H59V257H56V253H55V251H53V250H51V248L53 247V246H56L57 245V241H54L53 243H51V245L48 247V249H45V248H42L41 246H42V242H43V240L42 239H39V238H37V236L29 229V227H28V225H27V217L29 216V215H31L32 213H43L44 215H48L51 219H53V218H58L57 216H61V215H59V214H57V215H54V214H52L53 213V211H54V209H52V206ZM134 206L133 207H138V202L136 201L134 204H133ZM238 206V205H237ZM244 206V205H243ZM27 208V207H26ZM76 208L79 210V211H77L76 210ZM232 208H234V207H232ZM243 208V207H242ZM252 209V208H251ZM227 210V209H226ZM230 209H228L227 211H229ZM232 210V209H231ZM230 210V211H231ZM154 211H156V209H155V207H154ZM235 211V210H234ZM244 211H245V208H244ZM236 212V211H235ZM242 212V211H241ZM248 212V211H247ZM246 213V212H245ZM250 213V212H249ZM232 214V213H231ZM234 214V213H233ZM248 215V214H247ZM143 216V217H142ZM242 216H244V213H241L240 214V219L242 218ZM79 217H80V219L82 220L83 219V216H81V215H79ZM106 217V220L108 221V223H107V225L105 226V228H103V229H101V230H99L98 232H97V234H96V236H94L93 235V231L92 230H86V231H84V232H78V231H74L73 232V237L76 239L75 241H79V242H73L72 243V245H74V244H76V243H79V248L80 249H83L85 246H87V245H89L87 242L88 241H93L94 243H95V245L93 246V247H91V250L96 246V247H98V250L97 251H95V252H86L84 255H82V257H85V258H88V256H89V259H90V263L89 264H97L98 263V260H99V257H100V251H101V248H102V245L106 242V240H107V238L109 237V235H111L112 234V232H110L109 231V229L111 228V226L114 224V222H112V218L111 217H109V216H105ZM14 218H15V221H13L14 223H16V217L14 216ZM248 218V217H247ZM60 220H61V218H59ZM58 219V220H59ZM252 219V218H251ZM260 219V220H261ZM119 220V222L120 223H122V221H123V219L122 218H119L118 219ZM147 220H148V223L150 224L151 223V221H154L153 223L155 224V222L157 221V219H155L154 220V218H153V220H151L150 218H147ZM146 220V221H147ZM259 219H258V222L260 221ZM7 223H10V221L9 220H5ZM249 221V220H248ZM12 222V221H11ZM145 222V221H144ZM250 222V221H249ZM252 222V221H251ZM33 225V223L31 222L30 223V225L29 226H32ZM121 226V224H118V227H116V228H113L114 230H120V227ZM251 226V225H250ZM254 227H255V225H253ZM247 227V226H246ZM253 227V228H254ZM239 228H241V227H239ZM252 228V229H253ZM28 229V230H27ZM122 229V228H121ZM161 226H160V228H158V231H157V233H154V235L156 236V239L157 240H159V241H164V239H162V238H160V236H159V234H161L160 233V231H161ZM236 229V228H235ZM7 230V229H6ZM106 231V233L103 235V236H99V234L101 233V232H103V231ZM187 230V232H188V234H190V236H191V239H195V238H197V239H199L200 240V243L198 242V243H194L196 246V248L195 249H188V247H187V249H188V251H192L193 253H192V255L190 256V258H191V260H188V261H186L185 260V262L187 263V264H198V263H196V261L198 260L199 261V264H222L223 262L220 260V253H221V251L222 250H224V248L222 247V243H221V241H220V239H217V237H216V242L218 243V246H216V245H214L215 243L213 242V243H206V237H204L203 238V235H201L200 234V231H190V229H186ZM208 230V229H207ZM67 232H69V230H67ZM124 232V229H122V233ZM141 232V233H142ZM235 232V231H234ZM237 232H239V231H237L236 230V232L235 233H237ZM242 232H243V230H242ZM254 232V231H253ZM251 233V232H250ZM2 234V233H1ZM4 235V234H3ZM172 235V234H171ZM170 235V236H171ZM170 236H169V238H170ZM5 237V236H4ZM3 237V238H4ZM261 237H262V235H261ZM264 237V236H263ZM1 238V237H0ZM165 239H166V237H164ZM71 240V239H70ZM69 240V241H70ZM60 242H62V241H60ZM131 242H133V237H131ZM147 242V240L145 239L144 241H143V243L145 244ZM173 242V241H172ZM176 243V242H175ZM6 244V243H5ZM63 244V243H62ZM170 245H171V243H170ZM7 246H8V243H7ZM58 246H60V244L58 245ZM167 246H169L168 244H167ZM2 247H4V246H2ZM193 247V246H192ZM7 248V247H6ZM182 250H183V248H181ZM175 250H177V248L175 247V248H173V249H171V248H168L167 250H166V252L165 253H167V252H170V251H175ZM184 251V250H183ZM181 252L182 251H179L178 250V255H180V256H182L181 255ZM88 253H90V255H88ZM164 253V254H165ZM14 254V253H13ZM18 254V255H19ZM218 254V255H217ZM17 255V256H18ZM8 256V255H7ZM12 257V256H11ZM63 257H65V256H63ZM183 257V256H182ZM17 258V257H16ZM67 258V261H69V257H66ZM195 258V260H193ZM226 260H227V258H226ZM12 261V260H11ZM248 261H251V260H246V262H248ZM3 262V261H2ZM7 263V262H6ZM87 263V264H88ZM9 264V263H8Z\"/></svg>","mask_w":264,"mask_h":264}]
</instances>
